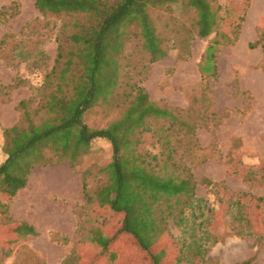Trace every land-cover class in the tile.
Segmentation results:
<instances>
[{
  "label": "trees",
  "instance_id": "trees-1",
  "mask_svg": "<svg viewBox=\"0 0 264 264\" xmlns=\"http://www.w3.org/2000/svg\"><path fill=\"white\" fill-rule=\"evenodd\" d=\"M174 4L187 15L185 20L174 14ZM35 5L44 14L72 21L63 22L54 65L38 88L39 100L36 95L21 100V121L3 128L6 159L0 163V191L12 199L27 185L34 166L53 163L52 158L70 160L74 166L95 139H105L111 143L112 158L98 172L100 183L89 189L84 180L83 192L88 203L102 209L108 225L92 229L85 238L87 254L80 253L79 259L82 264L124 260L162 264L157 251L171 237L170 223L187 222L185 210L200 206L193 162L188 159L199 144L198 124L188 111L151 99L127 67L143 68L146 61L167 56L171 47L182 55L196 35L207 37L216 31L218 38L208 45L199 64L204 77L215 74L218 46L228 37L223 31V7L217 0H35ZM133 37L139 42L126 53ZM259 40L264 51V32ZM101 103L117 114L107 125L93 127L85 115ZM146 132L157 136L158 152L144 146ZM44 141L51 148L50 157L41 152L40 158L29 159L27 168L21 167V161ZM231 203L237 205L239 217L259 231L260 221L245 216L244 204L238 199ZM9 206L0 201L1 222H19L23 236L37 235L32 225L9 216ZM178 248L186 264H207L199 239L182 241Z\"/></svg>",
  "mask_w": 264,
  "mask_h": 264
},
{
  "label": "rangeland",
  "instance_id": "rangeland-1",
  "mask_svg": "<svg viewBox=\"0 0 264 264\" xmlns=\"http://www.w3.org/2000/svg\"><path fill=\"white\" fill-rule=\"evenodd\" d=\"M217 2L223 7V31L228 37L218 46L215 74L204 77L199 64L208 45L218 38L216 31L207 37L196 35L182 55L178 48L171 47L167 56L155 62L146 61L143 68L141 65L136 69L127 67L133 78L147 89L151 99L188 111L198 124L199 144L188 159L193 162L200 206L185 210L187 222L170 223L171 237L165 238L157 251L161 253L162 264H186L179 256L178 245L195 239L204 245L207 264H236L251 257V264H264V51L259 40L264 32V0ZM174 9L179 20L180 17L186 19L179 5L174 4ZM2 10L0 126L3 125L1 118L15 124L21 121L23 114L18 106L21 100L33 95L39 100L38 88L45 73L54 65L59 46L57 37L63 22L72 21L67 16L40 12L35 0H0V12ZM159 21L161 25L163 19ZM183 33L189 32L183 30ZM138 42L139 38L133 37L125 52L131 51ZM116 114V109L101 103L93 107L85 119L93 127H102ZM157 139L151 132L144 133V146L158 152ZM47 144L48 141L40 143L20 166L27 168L29 159L40 158L41 152L50 157L52 152ZM111 158V143L95 139L89 152L74 166L70 160L55 162L57 158H52L53 163L36 165L29 175L44 177L66 172L67 168L77 177L81 176L83 182L86 180L89 189H94L102 179L98 173L100 168ZM2 159L0 142V162ZM17 193L10 199L0 191L1 203L10 205L9 216L17 221H25L19 217L33 216V220L38 221L39 213L33 215L25 211L26 192L21 191L19 197ZM237 199L244 204L247 218L256 223L260 221L259 231H253L250 223L239 217L237 205L231 203ZM69 204L66 203L67 207ZM71 204L78 221L75 230L64 233L68 236L58 237L67 240L63 245L49 242L48 228L42 221H38L39 235L23 236L19 222L4 224L0 218V264H41L42 260L31 256L34 252L56 257L67 254L64 264H82L79 256L87 254L85 238L96 227L105 229L107 217L82 195ZM112 228L114 230V226ZM61 261L58 258L46 262L60 264Z\"/></svg>",
  "mask_w": 264,
  "mask_h": 264
},
{
  "label": "crops",
  "instance_id": "crops-1",
  "mask_svg": "<svg viewBox=\"0 0 264 264\" xmlns=\"http://www.w3.org/2000/svg\"><path fill=\"white\" fill-rule=\"evenodd\" d=\"M1 121L3 125L0 126V142L3 147V128L13 126L15 122H5L2 118ZM5 159L6 155L3 153V159L0 163ZM65 171L66 172L46 174L44 177H39L38 174L34 176L29 175L27 185L17 193L19 197L21 191L26 192L25 211H27V213L32 212L33 215L39 213L38 221H42V224L48 228L49 242L59 245L66 244L67 242L65 239L64 241L59 240L58 237L68 236L64 233H70L72 230H75L77 226L78 220L75 217V207H73L74 205H72L73 203L71 204V202H76L81 195L84 196L82 177H77L75 173L67 171V168H65ZM66 203H70L68 207ZM32 217L33 216L30 218H19L25 219V222L32 225L37 231V235H39L41 229L40 223L37 220H33ZM31 256L44 261L46 264H49L46 262L47 260L58 258L62 260L60 264H64V261L68 258L67 254L58 255V257H56L53 254L50 255L45 252H34Z\"/></svg>",
  "mask_w": 264,
  "mask_h": 264
}]
</instances>
